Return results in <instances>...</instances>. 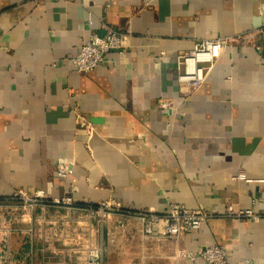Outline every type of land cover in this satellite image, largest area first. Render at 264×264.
Here are the masks:
<instances>
[{"label":"crops","instance_id":"crops-1","mask_svg":"<svg viewBox=\"0 0 264 264\" xmlns=\"http://www.w3.org/2000/svg\"><path fill=\"white\" fill-rule=\"evenodd\" d=\"M103 23L129 29L127 51L79 72L72 59ZM263 27L264 0H0V264H86L89 240L102 264H206L179 251L209 245L230 263L264 264V217L221 216L228 206L264 214ZM217 38L228 41L222 56L185 96L178 56ZM61 163L71 165L65 178ZM71 186L79 205L114 199L134 212L182 205L216 217L171 239L113 214L79 236L70 208L36 207L23 243L14 196L44 190L53 200Z\"/></svg>","mask_w":264,"mask_h":264},{"label":"built area","instance_id":"built-area-1","mask_svg":"<svg viewBox=\"0 0 264 264\" xmlns=\"http://www.w3.org/2000/svg\"><path fill=\"white\" fill-rule=\"evenodd\" d=\"M65 2H74L75 0H64ZM92 24V22H90ZM103 34L93 33L87 41H85L78 55L72 59L75 68L82 73L94 71L101 65L106 56L110 52L124 54L127 51V38L129 37V29L126 33L120 32L114 27L103 23ZM264 34V27L260 30ZM245 43L249 42V36L242 37ZM228 44L227 39H207L197 43L193 50L181 53L177 58V80L182 93L188 96L202 87L207 81L215 64L220 59L223 49ZM162 109H170L171 103L163 101L160 103ZM83 120V119H82ZM71 172L69 163H61L58 166L57 174L60 178H65ZM71 191L62 198L47 200L44 190L34 193L19 191L13 200H22L31 203V207L39 206L44 209L47 206H60L70 208L77 218L81 221L77 222L79 229L76 235L83 234L84 229L91 228L92 225L83 223V219L97 220L102 223V219L113 214H128L139 219L142 222V234L144 237L157 238L158 228L164 230V236L171 239H179L183 234L192 230H198L205 225L210 219L216 215L209 214L199 209H191L182 205H172L168 213L158 214L153 211L144 210L134 212L123 208L121 203L114 199L102 201L99 204L87 203L79 205L75 203ZM223 217L235 219H250L259 221L264 214L257 213L253 210H235L233 206H228ZM91 222V221H90ZM95 222V221H94ZM85 224V225H84ZM86 233V232H85ZM84 261L86 264H102L104 251L101 248H94L89 240L84 246ZM179 257L185 260L201 259L206 264H233L228 260L225 248L218 245H209L201 250L194 257L190 252L179 251ZM239 264V263H237Z\"/></svg>","mask_w":264,"mask_h":264},{"label":"rangeland","instance_id":"rangeland-1","mask_svg":"<svg viewBox=\"0 0 264 264\" xmlns=\"http://www.w3.org/2000/svg\"><path fill=\"white\" fill-rule=\"evenodd\" d=\"M21 202H23V205H24V207H23V211H22V214H24L25 215V217H23V219H26V222L24 221L23 222V234H22V237H23V243L25 242V240L26 239H29L31 236L30 235H32V231H30V227L28 226V222H27V220H29L30 218H31V212H32V210H34V208H36V207H39V206H35V207H31L30 205H31V203H27V202H25V201H22L21 200ZM7 205H11L10 203L8 204L7 203ZM12 205H13V203H12ZM9 211V213H6V218H8L9 216H12V210L10 211V210H8ZM114 215H109V216H107V217H105V218H103L102 219V225H104V223H106V222H108V221H110V219H111V217H113ZM78 221H81L80 219H77ZM77 221V222H78ZM83 221V223H88V225L90 224V225H92L91 226V230H92V228H93V226L95 225V222H98L97 220H92V219H88V218H86V219H83L82 220ZM91 221V222H90ZM85 225V224H84ZM45 227H48V226H45ZM44 227V228H45ZM56 236H57V234H56ZM59 236H60V234H59ZM106 253V252H105ZM12 254V253H11ZM12 259H13V257L11 256V261H10V264H13V261H12Z\"/></svg>","mask_w":264,"mask_h":264}]
</instances>
